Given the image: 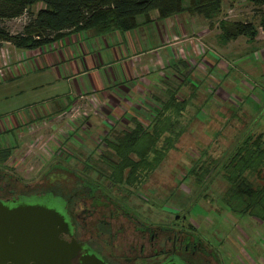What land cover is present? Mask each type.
Listing matches in <instances>:
<instances>
[{
    "label": "rangeland",
    "instance_id": "374dc122",
    "mask_svg": "<svg viewBox=\"0 0 264 264\" xmlns=\"http://www.w3.org/2000/svg\"><path fill=\"white\" fill-rule=\"evenodd\" d=\"M187 1L182 0V6H187ZM221 3L220 12L213 17L217 24L222 21L248 22L255 26L256 33L264 35V29L260 27V22L264 23V5L255 6L246 0H222ZM38 7L36 5L34 10ZM141 19L138 17L137 21ZM25 22L21 19L0 21V27L15 34L21 31ZM250 45L242 52L241 59L234 57L235 61L224 63L217 59L219 53L215 52L205 55L203 63L213 59L214 66L204 77L200 76L205 70L202 66L199 68L201 74L197 76L189 70L191 67L184 69L180 79L192 89L177 88L176 82H167L170 86L165 85L164 89L174 90L185 102L174 127L180 135L157 168L142 183L130 188V192L133 191L126 196L130 199L127 209L142 214L148 223L171 221L174 214L179 218L184 216L185 222L190 221L201 240L218 250L219 264H264V220L232 213L222 203L227 185L221 177V165L245 136L261 134L264 138V131L256 128L264 125V76L260 65L264 63L253 57ZM10 47L0 44V64H5L0 65V125L8 126L9 119L22 125L0 133V146H13L10 157L0 164V168L30 188L50 187L51 181L39 184V180L43 176L47 179L59 174V171L50 170L55 164L66 169L64 175L69 187L75 183L73 173L93 176L89 171L92 167L85 166L104 168L99 163L101 155H108L103 140L131 130L134 119L125 123L106 117L100 110L103 106L95 114L92 112L95 107L90 104L91 112L87 118L81 116L82 110L70 108L61 120H50L43 108L62 99L67 94V85L54 80L52 74L42 68L23 69L26 62L22 59L15 61L16 67L23 70L13 74L7 66ZM204 47L202 50L206 52ZM36 50L42 52L41 48ZM13 53L16 57L19 51ZM165 73L170 75V69L166 68ZM195 76L200 80L196 82ZM188 93L192 98H185ZM158 98L161 101L164 96ZM140 106L146 109H133L131 113L146 125L152 120L153 108L158 102L141 103ZM66 121H72L69 128L59 125ZM200 166L199 170L208 172L207 175L194 177L188 174ZM125 191L121 188L111 192L122 197ZM116 222L118 227L127 228V222L120 216ZM94 226L95 222L89 220L87 239H92ZM121 238L119 236V240ZM124 243L118 246L122 247ZM117 250L122 252L124 249Z\"/></svg>",
    "mask_w": 264,
    "mask_h": 264
},
{
    "label": "trees",
    "instance_id": "16d2710c",
    "mask_svg": "<svg viewBox=\"0 0 264 264\" xmlns=\"http://www.w3.org/2000/svg\"><path fill=\"white\" fill-rule=\"evenodd\" d=\"M221 1L188 0L184 7L182 0H0V21L13 20L22 14L26 16L18 33L10 34L0 27V44L8 43L14 49L32 51L50 45L68 33L90 32L100 37L111 32H128L138 26L136 17L141 16L144 24L149 23L151 12H156L157 20L181 13L210 20L220 12ZM246 1L255 6L264 5V0ZM36 5L39 7L34 10ZM217 25L225 41L237 37L252 40L257 32L248 22L222 21ZM260 27L264 29L263 22ZM184 104L169 94L164 103L154 108L153 118L146 125L133 120L131 130L103 140L108 155H101L99 163L106 168L85 167H92L89 171L93 175L109 176L111 185L134 187L157 168L178 139L180 134L174 131V127ZM11 151L12 147L0 146V164L10 157ZM50 168L61 170L59 164ZM200 168L191 169L188 174L194 177L208 174ZM221 169V177L227 185L223 191V205L237 215L264 220L263 136H245Z\"/></svg>",
    "mask_w": 264,
    "mask_h": 264
},
{
    "label": "crops",
    "instance_id": "0c3cea01",
    "mask_svg": "<svg viewBox=\"0 0 264 264\" xmlns=\"http://www.w3.org/2000/svg\"><path fill=\"white\" fill-rule=\"evenodd\" d=\"M156 17V12H151L149 14L151 21L146 24L143 23L142 17L140 22L136 17L138 26L132 31L123 33L111 32L100 37L88 32L68 33L60 40L42 47V52L18 50V55L14 57L13 52L17 49L10 47L8 70L14 74L26 68L29 71L30 67L42 68L49 71L54 80L62 81L67 85V94L62 99L58 102H50L43 108L50 120H61L60 117L70 108L82 110L81 116L87 118L90 115L88 112H91V104L95 107L94 111L92 110L95 114L98 113L100 106H103L100 110L106 117L129 123V119L138 121L131 110L146 109L140 106L141 103L150 105L152 101H156L159 106L169 94L173 95L177 102L184 101L177 97L174 90L164 89V86L171 81L176 82L177 88L192 89V86L189 87L184 83L185 80L180 79V75L188 67H191L189 70L195 72L196 76L200 75L199 68L202 66L205 70L200 76H206L208 69L214 66L213 59L203 63L204 56L210 52L219 53L217 59L226 63L235 61L234 57L242 56V52L251 44L253 57L264 63L262 34L256 33L252 40L237 37L225 41L213 18L205 20L201 16L187 13L164 20H157ZM199 44L205 46L206 52H199ZM4 45L10 46L8 43ZM20 59L26 62L23 69L16 67L15 60L20 61ZM260 65L264 76V64ZM166 68L170 69V75L165 73ZM197 79L196 82L200 80ZM163 96L164 99L159 101L158 97ZM185 98H192L191 93ZM221 108L222 106L219 107ZM50 120L47 122L50 123ZM71 122L66 121L59 125L68 127ZM19 125L13 119H9L8 126L0 125V133L18 129ZM256 128L264 131V125Z\"/></svg>",
    "mask_w": 264,
    "mask_h": 264
},
{
    "label": "flooded vegetation",
    "instance_id": "af4514ba",
    "mask_svg": "<svg viewBox=\"0 0 264 264\" xmlns=\"http://www.w3.org/2000/svg\"><path fill=\"white\" fill-rule=\"evenodd\" d=\"M65 171L61 167L59 174L47 179L41 177L39 184L46 180L52 182L50 187L42 189L21 184L0 168V205L11 210L21 204H38L55 210L62 216L69 233L61 232L58 240L69 242L73 239L81 245V251L70 264H79L84 250L104 264H219L218 250L202 241L190 221L185 222L184 216L179 218L174 214L171 221L148 223L142 214L127 209L130 199L126 196L130 195L133 186L117 187L110 184L109 176L94 174L91 177L73 175L75 183L69 187ZM144 180L145 177L141 183ZM121 188L126 190L125 196L115 197L111 191ZM118 216L127 222V228L115 224ZM89 220L95 222L91 240L86 238ZM124 241L122 247L118 246ZM117 248L124 250L120 252ZM5 264L12 263L7 261Z\"/></svg>",
    "mask_w": 264,
    "mask_h": 264
},
{
    "label": "water",
    "instance_id": "95a60500",
    "mask_svg": "<svg viewBox=\"0 0 264 264\" xmlns=\"http://www.w3.org/2000/svg\"><path fill=\"white\" fill-rule=\"evenodd\" d=\"M68 233L62 216L38 204H21L11 210L0 205V264H70L81 245L73 239L58 240ZM79 264H104L83 251Z\"/></svg>",
    "mask_w": 264,
    "mask_h": 264
},
{
    "label": "built area",
    "instance_id": "2783aa9c",
    "mask_svg": "<svg viewBox=\"0 0 264 264\" xmlns=\"http://www.w3.org/2000/svg\"><path fill=\"white\" fill-rule=\"evenodd\" d=\"M25 20L26 19V16H25V14H22L20 17H18V18H16V20ZM199 47H200V52H203V44H199ZM9 54H8V56H10V52H8Z\"/></svg>",
    "mask_w": 264,
    "mask_h": 264
}]
</instances>
